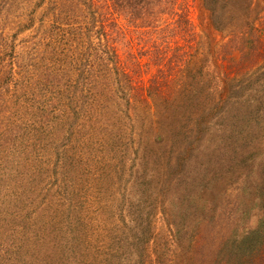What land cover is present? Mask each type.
I'll list each match as a JSON object with an SVG mask.
<instances>
[{
	"label": "rangeland",
	"instance_id": "rangeland-1",
	"mask_svg": "<svg viewBox=\"0 0 264 264\" xmlns=\"http://www.w3.org/2000/svg\"><path fill=\"white\" fill-rule=\"evenodd\" d=\"M50 7L0 0V264H60L65 240L80 247L86 236L100 253L95 264L118 248L129 258L142 234L168 264L214 250L238 205L252 202L264 160V129L249 145L225 135L226 124L237 137L245 131L236 120L243 104L256 99L264 113V65L238 78L232 120L195 142L190 120L166 128L160 113L132 101L139 95L123 77L107 73L105 91L88 72L71 76L66 46L49 32ZM74 261L82 264L80 251Z\"/></svg>",
	"mask_w": 264,
	"mask_h": 264
},
{
	"label": "trees",
	"instance_id": "trees-1",
	"mask_svg": "<svg viewBox=\"0 0 264 264\" xmlns=\"http://www.w3.org/2000/svg\"><path fill=\"white\" fill-rule=\"evenodd\" d=\"M46 1L51 4L49 32L59 34L66 46L59 52L71 76L88 72L94 76L92 86L105 91L111 87L107 73L123 77L139 95L132 101L160 113L166 128L175 120H190L195 142L215 121L232 120L236 100L230 101L238 78L264 65V0ZM251 104H243L236 118L245 129L238 137L226 124L225 135H236L241 145H249L251 136L260 139L264 129V113L254 111L256 99ZM166 128L162 124L169 133ZM255 168L252 202L244 210L238 205L230 233H222L215 249L199 253L200 260L195 257L191 264H264V160ZM134 239L129 258L118 248L103 264H121V257L124 264L166 263L157 248L144 245L148 236ZM87 241L79 247L75 237L67 238L60 264H76L79 251L82 264H95L100 253L91 252Z\"/></svg>",
	"mask_w": 264,
	"mask_h": 264
}]
</instances>
